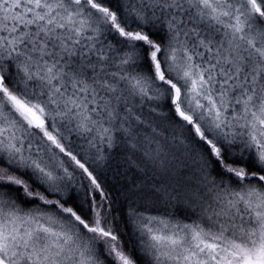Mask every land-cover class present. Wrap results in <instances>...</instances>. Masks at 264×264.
I'll list each match as a JSON object with an SVG mask.
<instances>
[{
    "label": "snow or ice",
    "instance_id": "snow-or-ice-1",
    "mask_svg": "<svg viewBox=\"0 0 264 264\" xmlns=\"http://www.w3.org/2000/svg\"><path fill=\"white\" fill-rule=\"evenodd\" d=\"M0 264H264V0H0Z\"/></svg>",
    "mask_w": 264,
    "mask_h": 264
},
{
    "label": "trees",
    "instance_id": "trees-1",
    "mask_svg": "<svg viewBox=\"0 0 264 264\" xmlns=\"http://www.w3.org/2000/svg\"><path fill=\"white\" fill-rule=\"evenodd\" d=\"M108 180L111 181V183H115V180L112 179V177H111L110 174H109V176H108ZM85 183H87V181H85ZM121 183H123V181H121ZM78 187H79V186H78ZM118 206H119V205H118ZM84 210H85L86 212H87V210H88L86 205H85V209H84ZM153 211H154V212H155V211H159L160 213H163V212L160 210L159 205H158L157 208L154 209Z\"/></svg>",
    "mask_w": 264,
    "mask_h": 264
},
{
    "label": "rangeland",
    "instance_id": "rangeland-1",
    "mask_svg": "<svg viewBox=\"0 0 264 264\" xmlns=\"http://www.w3.org/2000/svg\"><path fill=\"white\" fill-rule=\"evenodd\" d=\"M81 195H82V192H81ZM159 208H160V210L162 211V212H164L165 211V208H164V205H159ZM168 211H172V209H168Z\"/></svg>",
    "mask_w": 264,
    "mask_h": 264
}]
</instances>
